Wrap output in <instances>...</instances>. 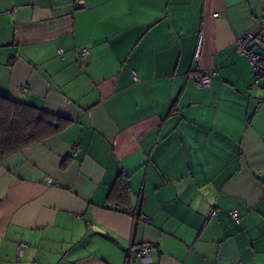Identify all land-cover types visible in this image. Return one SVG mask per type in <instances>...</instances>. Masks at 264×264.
<instances>
[{
    "label": "crops",
    "instance_id": "1",
    "mask_svg": "<svg viewBox=\"0 0 264 264\" xmlns=\"http://www.w3.org/2000/svg\"><path fill=\"white\" fill-rule=\"evenodd\" d=\"M83 1L0 0V97L69 122L0 161V264H264V0Z\"/></svg>",
    "mask_w": 264,
    "mask_h": 264
},
{
    "label": "trees",
    "instance_id": "2",
    "mask_svg": "<svg viewBox=\"0 0 264 264\" xmlns=\"http://www.w3.org/2000/svg\"><path fill=\"white\" fill-rule=\"evenodd\" d=\"M62 117L18 100L0 97V161L68 125Z\"/></svg>",
    "mask_w": 264,
    "mask_h": 264
},
{
    "label": "built area",
    "instance_id": "3",
    "mask_svg": "<svg viewBox=\"0 0 264 264\" xmlns=\"http://www.w3.org/2000/svg\"><path fill=\"white\" fill-rule=\"evenodd\" d=\"M77 3H83V0H75ZM214 16L218 15V12L213 13ZM255 35L253 34H243L240 37L237 38V49L241 54L247 57L249 60L252 69H253V84L259 85L264 84V51L261 52H255L252 50V44L254 41ZM202 44H203V34L200 33L198 40L196 42L193 59L195 62H197L200 59L201 56V50H202ZM80 53L83 57L87 55V49L82 48L80 49ZM194 80L198 85L201 86H209L210 84V72L208 70H197L193 74ZM76 150V147H73L72 152ZM231 216L235 221H238L239 219V212L237 210L231 211ZM143 220L147 221V218L142 216ZM21 247V244H19L18 248ZM149 254L148 247H140L136 252L135 255L137 257L146 258ZM237 264H242L241 262Z\"/></svg>",
    "mask_w": 264,
    "mask_h": 264
}]
</instances>
